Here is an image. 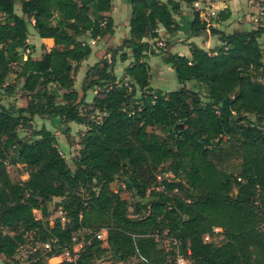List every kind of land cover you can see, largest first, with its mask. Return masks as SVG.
Returning a JSON list of instances; mask_svg holds the SVG:
<instances>
[{
  "label": "trees",
  "instance_id": "16d2710c",
  "mask_svg": "<svg viewBox=\"0 0 264 264\" xmlns=\"http://www.w3.org/2000/svg\"><path fill=\"white\" fill-rule=\"evenodd\" d=\"M181 1L197 0H131L129 36L87 68L79 96L75 75L92 52L81 36L114 33L112 0H0V256L14 260L32 238L40 247L28 264H93L106 254L109 264H177V255L190 264H264V18L250 20V30L210 28L222 42L212 50L190 42V57L166 52L162 60L181 86L153 89L147 58L156 52L146 38H158L160 25L169 34L178 30ZM29 26L53 40L39 58L31 55ZM205 28L195 11L191 33ZM117 55L131 58L124 69L130 86L113 73ZM18 80L27 103L5 106L1 100ZM88 89H97L91 103L84 102ZM92 111L99 120L89 118ZM35 115L85 125L74 169L44 125L32 139L19 135ZM234 150L237 158H230ZM9 165L30 166L36 175L14 182ZM119 175L136 197L133 215L120 189L111 188ZM54 197L63 221L49 220ZM101 228L103 239L85 232ZM78 230L85 241L76 261L48 263L72 250ZM218 232L224 241L215 245L210 238ZM163 238L170 247H159ZM51 239L56 243L43 249Z\"/></svg>",
  "mask_w": 264,
  "mask_h": 264
},
{
  "label": "crops",
  "instance_id": "0c3cea01",
  "mask_svg": "<svg viewBox=\"0 0 264 264\" xmlns=\"http://www.w3.org/2000/svg\"><path fill=\"white\" fill-rule=\"evenodd\" d=\"M255 1L256 0L250 3L249 0H197L190 5L185 4L184 2L181 1L180 11L174 15L175 22L178 25V30L173 34H169L160 25L158 28V33H159L158 38H149V39L146 38V40H148L150 44V49H155L156 52V54L148 53L149 56L147 58V62L150 66V69H153L152 68L153 64H156L157 69L161 71V74L164 73L166 69H169L170 72L173 71L170 64H166L163 61L161 66L157 65V63H153L156 62L155 60H153L151 63V58H153L155 55H158L157 50H163L170 53H178L180 55H185L186 57H190V51L188 46V43L190 42L195 43L197 46L205 50H212L220 46L222 42L218 39L217 35L210 30V28L212 27L224 32H238V31L250 30L254 28L255 26L249 20H250V16H255L257 14H253L252 12H259L261 10H264V4L260 3L259 5L261 9H259L257 2ZM195 3H197V6L195 5ZM17 7L20 8V3L18 2L15 4V8ZM222 10L229 12L227 18H223L222 16H219L220 11ZM129 11L131 12V0H112V9L109 12V15L114 20V33L112 35L104 36L99 39H95V40L91 39L92 52L96 54V57L98 59L92 62L89 58H87L80 63L78 71L76 72L75 75V79L80 76L79 78L80 86L87 68L95 64L100 58L106 57V51H108L112 47L117 46L122 41L123 38L129 36V25H128L130 18ZM195 11H198L200 13V19L201 16L205 17V15L209 13L208 14L209 22L206 23L205 29L193 35L191 33V22ZM15 12L17 14H20L16 11V9ZM210 12H214V14L217 15H210ZM244 13L246 14V16H243ZM263 15H260V17L264 18ZM29 33L30 34L28 35V43L29 45L32 46L31 51L32 52L33 50L36 51L35 53L33 52V54L38 53L37 49H40V52L36 56H33L31 52L33 58H39L40 54L42 53V51H44V49L49 50L53 46V40L51 38L37 37L38 35L36 36L37 34L36 31L33 30L31 26H29ZM258 41L261 45L262 50L264 51V44H262L261 36L258 38ZM126 52L129 53V49ZM107 56H109V53H107ZM116 61L117 60L115 58V63ZM119 61L121 60L119 59ZM122 62H125L123 63L125 69L131 62V58H128L127 60ZM113 73L117 78H119L118 74L116 73V68H114ZM150 74H152V70H150ZM149 82H150L149 83L150 87H152L153 89H160L162 91H171V90H166L168 88L160 87L155 84H152L151 80ZM190 84L191 87L196 85L194 81H188L186 83V86H189ZM74 87L78 91L79 96H81L83 94L81 87L78 88L76 82H74ZM90 90L92 91L93 97L96 96L97 89H88L84 93V102L91 103L93 97L89 98L88 96ZM15 94L16 92L14 91V93L11 96H6V98H12V101L8 104H15L16 106H25L27 103V96L23 93V91L21 90V93L17 95L18 97L17 100L14 97ZM33 119L44 120L43 121L45 122L44 126L47 129H49L48 126L46 125L47 119L50 121L51 120L60 121L57 118L42 117L39 115H35ZM72 124L73 125L77 124L78 126H81L83 128V131L86 128L85 125L78 124L75 122H69L66 125L73 126ZM51 260L52 259H50L48 262H51Z\"/></svg>",
  "mask_w": 264,
  "mask_h": 264
},
{
  "label": "rangeland",
  "instance_id": "374dc122",
  "mask_svg": "<svg viewBox=\"0 0 264 264\" xmlns=\"http://www.w3.org/2000/svg\"><path fill=\"white\" fill-rule=\"evenodd\" d=\"M115 2V1H114ZM255 2H257L258 8L261 9L260 7V0H256ZM16 11L18 13L20 12V8L17 7L15 8ZM129 10V8H128ZM260 12V11H259ZM253 14L257 13V12H252ZM130 14V11H129ZM217 15V14H214ZM243 16H246V14L244 13ZM201 19H203V17L201 16ZM251 19V16H250ZM250 21V20H249ZM33 29V27H32ZM34 30V29H33ZM30 34V33H29ZM37 36V34H36ZM39 37V36H37ZM81 39L87 40L90 45H92L91 43V38L90 36L87 35H83L81 36ZM261 41L262 44H264V34L261 35ZM111 49V48H110ZM110 49L108 51H106V56L107 53H109ZM126 51L128 49H125ZM32 52V51H31ZM33 52L35 53L36 51L33 50ZM32 52V54H33ZM37 52H40V49H37ZM25 53H27V51H25ZM38 53L33 54V56H36ZM158 55H155L153 58H151V63L153 60H155L156 62L153 63H157V65H162V58L166 55V51L163 50H157ZM92 62H94L96 59H98L96 57L95 53H91V55L88 57ZM107 58L109 59V57L107 56ZM116 63L113 67V71L114 68H116V73L118 74V77L122 79L123 83L126 84L127 86H130V82L129 80L124 76V66L122 61H119L118 59V55L116 56ZM122 67V68H121ZM153 69L152 70V74H150V80L152 81V84H155L157 86L160 87H165L168 88L166 90H176L177 88L180 87V83L176 80L174 71L170 72L169 69H166L164 71V73L161 74V71H159V69H157L156 64H153ZM158 76H157V75ZM89 79L92 78V75H88ZM14 78L13 74L9 75V80L12 81ZM80 76L78 78L75 79V82L77 84V87L80 88ZM189 88L191 87V84L189 86H187ZM77 88V89H78ZM98 89V88H97ZM101 89V88H100ZM196 91H199L200 89H193ZM15 98L16 100L18 99L17 95H19L21 93V82L20 80L17 81V85H16V89H15ZM89 98L93 97L92 91H89L88 94ZM12 101V98H2L1 102L4 103L5 105H7L8 103H10ZM82 111L85 110L86 108H84V106H81ZM88 116L90 119H95V120H99L100 114L97 112H89ZM250 118H253L252 115L249 116ZM44 120H34L31 124V126L29 127H19L18 128V133L21 137H28L30 139H32V132L34 129L39 128L41 125H45V122H43ZM46 125L48 126V128L52 131V133L54 134L55 138H56V142H57V146L61 152V154L63 155V157L66 159L68 165L74 169L73 167V159L74 157L77 155L78 153V149H79V144L78 141L80 139V135L83 132V128L81 126H78L77 124L73 125V126H67L66 124L60 122V121H54V120H48L46 121ZM153 131L159 132L156 129H152ZM234 154L231 155L230 158H237V151L234 150ZM8 171L10 174V177L12 179V181L17 182V183H21L23 185L26 184L28 178L33 177L36 175V169L33 171L31 169L30 166H22V165H9L8 166ZM123 177L121 175L116 176L114 181L111 183V188L116 191L120 189V195L122 198L126 199L128 201L129 204V214L133 215L132 210L134 207V202L136 200L135 195L128 189L125 188L123 182ZM60 199V197H54L52 199V201L48 204L49 209H50V215H49V220L50 222H53L54 219L56 217H59V212L58 210H56L54 207V204L56 202H58ZM260 202V201H259ZM34 214L36 215L37 218H39L41 216L40 212L35 210ZM105 229V228H102ZM32 238H28L27 244L22 245L16 255L14 260H9V259H5L2 255L0 256V264H14L15 260L20 263V264H28V257L30 255V253L32 252V250L30 249V246H35V247H40V244L37 243H33V240H31ZM210 240H212L211 242L215 245H219L220 243H222L224 241L223 236L218 232L215 233V235H213ZM158 245L159 247H170V243L168 240H166L165 238L161 239L160 241H158ZM135 259H132L129 263H124V264H131L132 262H134ZM59 262V258H54L51 260V262L48 263H58ZM111 262V258L109 256V254H106L104 257H102L101 259H98L96 261H94L93 264H109Z\"/></svg>",
  "mask_w": 264,
  "mask_h": 264
},
{
  "label": "built area",
  "instance_id": "2783aa9c",
  "mask_svg": "<svg viewBox=\"0 0 264 264\" xmlns=\"http://www.w3.org/2000/svg\"><path fill=\"white\" fill-rule=\"evenodd\" d=\"M250 3H252L254 0H249ZM261 1H264V0H261ZM195 5L197 6V3H195ZM264 12V10H261ZM257 12L255 14V16H251V19L253 22H255L256 24H262L261 23V19H260V15H263V12ZM209 13H207L205 15V17H203V20L206 21V23H208V15ZM210 15H214V12H210ZM58 212H59V217L60 219L63 221L65 219L64 217V212L59 208L58 209ZM219 228L217 227H214L213 228V231H218ZM86 233H90L93 237H96V238H100V239H103L106 237V229H99V230H94V231H85ZM209 237L208 235H204V240H207ZM72 242H73V247H72V250H68V249H64L62 250L60 253L56 254V255H52L51 257L48 258V261L50 259H54V258H59V262L61 261H66V262H75L76 259L78 258L79 256V253H80V250H81V247L85 241V235H84V230H78L77 232H75V234L72 236L71 238ZM53 243H56V240L55 239H51L49 241H46L44 243L41 244V247L43 249H46V250H50ZM30 249L33 251L36 249L35 246H30ZM175 261L177 264H190L189 260H187L186 258H184L182 255H177L176 258H175Z\"/></svg>",
  "mask_w": 264,
  "mask_h": 264
}]
</instances>
